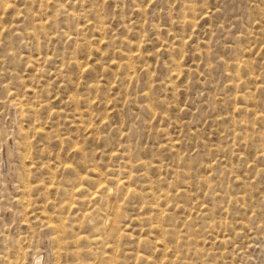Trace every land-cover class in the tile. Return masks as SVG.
I'll return each mask as SVG.
<instances>
[{"label":"rangeland","instance_id":"rangeland-1","mask_svg":"<svg viewBox=\"0 0 264 264\" xmlns=\"http://www.w3.org/2000/svg\"><path fill=\"white\" fill-rule=\"evenodd\" d=\"M264 264V0H0V264Z\"/></svg>","mask_w":264,"mask_h":264},{"label":"bare ground","instance_id":"bare-ground-1","mask_svg":"<svg viewBox=\"0 0 264 264\" xmlns=\"http://www.w3.org/2000/svg\"><path fill=\"white\" fill-rule=\"evenodd\" d=\"M31 264H43V256L39 258V254H36Z\"/></svg>","mask_w":264,"mask_h":264}]
</instances>
